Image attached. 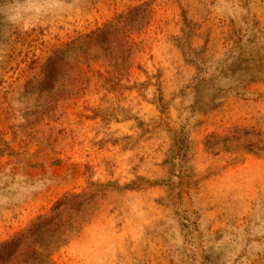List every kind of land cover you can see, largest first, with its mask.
<instances>
[{"label": "rangeland", "instance_id": "1", "mask_svg": "<svg viewBox=\"0 0 264 264\" xmlns=\"http://www.w3.org/2000/svg\"><path fill=\"white\" fill-rule=\"evenodd\" d=\"M136 7L147 24L131 31L127 71L114 74L101 54L86 69V91L55 118L25 117L38 102L21 97L24 87L56 49ZM186 20L187 43L221 61L238 40L264 32V0H0V243L65 195L91 193L97 211L53 264H264V154L204 148L234 128L264 134V82L217 97V108L196 117L201 181L182 193L195 228L168 205V132L195 75L180 48Z\"/></svg>", "mask_w": 264, "mask_h": 264}, {"label": "trees", "instance_id": "2", "mask_svg": "<svg viewBox=\"0 0 264 264\" xmlns=\"http://www.w3.org/2000/svg\"><path fill=\"white\" fill-rule=\"evenodd\" d=\"M147 10L136 7L101 29L80 35L63 47L56 49L42 66L38 77L24 87L21 97H37L34 109L25 107V117L55 118L60 104L76 98L86 91L89 84V62H97L103 55L104 65L114 74L127 71L131 45V31H138L145 24ZM187 20L180 48L187 62L195 68L190 84L181 91L178 128L169 130V148L164 164L167 177L161 183L169 194V208L173 218L183 228H195L186 210H183L182 193L188 194L191 186L201 179L193 168V141L191 134L199 125L197 115L203 109L217 108V97L225 94L240 95L247 86L264 82V32L248 38L241 45L232 47L221 61L211 62L204 52L187 43ZM187 30V31H186ZM128 32V35H125ZM182 39V38H181ZM238 50L237 53L233 52ZM192 97L191 103L188 102ZM160 105L164 108L163 99ZM36 117V118H37ZM142 127V123L139 124ZM204 148L210 154H264V134L257 130L234 128L225 135L212 134L205 139ZM153 185V184H152ZM154 185H158L156 182ZM178 190V193H175ZM97 196L91 193H71L60 199L47 216L34 220L24 230L0 243V264H53L54 255L67 246L89 223L98 208ZM195 229H192L194 231Z\"/></svg>", "mask_w": 264, "mask_h": 264}]
</instances>
